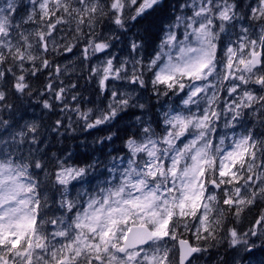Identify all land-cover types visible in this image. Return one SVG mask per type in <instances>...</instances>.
I'll use <instances>...</instances> for the list:
<instances>
[{
  "label": "snow or ice",
  "instance_id": "snow-or-ice-1",
  "mask_svg": "<svg viewBox=\"0 0 264 264\" xmlns=\"http://www.w3.org/2000/svg\"><path fill=\"white\" fill-rule=\"evenodd\" d=\"M169 7L0 0V112L49 70L42 108L75 113L66 133H106L91 155L48 158L35 122L0 135V264H199L221 245L223 264H242L241 251L264 248V0H177L170 18ZM121 37L126 55L113 51ZM82 38L80 63H96L84 85L65 84L67 66L47 57Z\"/></svg>",
  "mask_w": 264,
  "mask_h": 264
},
{
  "label": "trees",
  "instance_id": "trees-1",
  "mask_svg": "<svg viewBox=\"0 0 264 264\" xmlns=\"http://www.w3.org/2000/svg\"><path fill=\"white\" fill-rule=\"evenodd\" d=\"M25 1V0H23ZM172 0H169V3ZM169 9H172V6L169 7ZM166 20L163 19L162 21ZM135 29H133V33H135ZM69 38H71V34L69 33ZM158 42V41H157ZM75 43V41L73 42ZM79 47H82L79 42ZM67 54L65 53H54L48 55L49 60H54V62L58 65L59 60L65 59ZM88 73V69L85 68L84 70L78 71L76 74H68L66 76H60V80H66L74 82L79 77V83L81 85H84V79L83 77H86ZM39 79H33L31 81L33 85V94L31 96L24 94V95H9V103L13 105V115L10 117L9 113L7 111L0 112V116H3L4 119H10L11 123H17L20 122L21 118L26 116L27 113H31V111L36 107L35 99L37 97V90L39 92H43V84L47 83L49 80H51V75L49 70H44L43 75L37 74ZM86 97H88V94L85 93ZM52 99V98H51ZM51 102V100H49ZM59 104V102H56ZM90 106V105H89ZM62 107V105H61ZM57 108L55 110V113H50L49 111L45 112V115L41 118L40 122H42L39 125V135H41V132L44 135V127H46L48 124H50V136H47L46 138V148L44 153L47 154V157H51L53 153L62 154L64 151L70 150V152H76L77 154H83V155H91L92 150L99 149V144H93V140L97 136L105 135V132H96L95 130H89L91 132V135L87 133H81L80 131H76L75 133L72 132H65V127H67V122L69 120L68 116L71 115V120H75V113L69 111L67 113L60 112ZM132 112H135L137 115H139L138 110H132ZM132 112H129L125 117L124 120L128 121L129 118L132 116ZM152 116L155 115V110L153 109L151 111ZM61 117L65 121V126L60 127L58 130L56 129V126L54 125L55 119L58 117ZM73 127L76 128L77 125L74 123ZM121 127H123V124H121ZM117 145H120V141H116ZM105 151V149H104ZM96 155L99 156V152H96ZM51 195V193H49ZM51 203V200L49 201ZM229 252V250L227 249ZM227 251H225L224 254H227ZM219 253L218 251L215 253Z\"/></svg>",
  "mask_w": 264,
  "mask_h": 264
},
{
  "label": "rangeland",
  "instance_id": "rangeland-1",
  "mask_svg": "<svg viewBox=\"0 0 264 264\" xmlns=\"http://www.w3.org/2000/svg\"><path fill=\"white\" fill-rule=\"evenodd\" d=\"M27 2H28V0L23 1V3H25V4H27ZM176 3H177V0H172L169 3L170 6H172V9H169V11H168V17L169 18L175 14ZM166 23H168L167 18H166V20L161 21L162 25L166 24ZM65 32H67V29H65ZM64 34L65 33H61V35H64ZM133 36H134V33L132 30V32L129 33V37H133ZM232 39H236V37L233 36ZM69 40L71 42H74L71 40V38H69ZM123 41H124V37H121L119 41L115 42L116 47L113 50L115 53L121 54V55L127 54V49H126V46H125ZM61 43H63V41H61ZM80 45H82V47H79V45H78L77 48H74L72 53H66L65 52V54H67L66 58L59 60L58 65L62 68V70L65 66H67V69H68L67 72L61 76H66L69 73H74V72L77 73L78 71L84 70L85 68L89 69V67L92 64L96 63L95 60H91L90 62L85 61L83 64L80 63V51L79 50H82L85 47V39L82 38L80 40ZM51 79H52V76H51ZM63 81L65 82V84H67L66 80H63ZM74 82H76V81H74ZM43 99L51 100V96L46 95V94L45 95H37V97L35 99L36 107L31 111V113L30 114L27 113L26 116L22 117L20 122L11 123L12 127L10 129L0 130V135H2L4 139H7L9 133L18 132V131L22 130L25 122H29V123L35 122V123L40 125L42 123V122H40L41 118L45 115V112H47V110H44L42 108L41 101ZM163 99H166V98H162L161 102H159V103L155 99L151 100V104L155 105V109H154L155 113L162 111V110H165V109L161 108V104L163 103ZM141 102H144V100L142 99ZM58 110L60 111V108ZM148 115L152 116L151 111L148 112ZM58 118H61V117L59 116ZM68 118L71 119L72 116L69 115ZM251 123H254V121H250V124ZM257 130L259 131V128ZM218 131L223 133L226 130L221 127L220 129H218ZM44 135L45 136H43V133L41 132V135L38 137V141H40V142L33 146L34 148L40 149L41 152H43V153H44L45 148H46V143H47L46 138H47V136H50V124H48L46 127H44ZM28 147H29V145L27 143L25 145H23V152L25 155L27 154ZM115 147L118 149V148H120V145L115 144ZM112 149H113V145L111 143H109L108 147L105 149V152L112 151ZM67 151L70 152V150H67ZM55 154L57 156H60V154H57V153H55ZM113 155H115V152H113ZM46 158H48V157H46ZM101 159H103V157H101ZM37 171H39V170H37ZM41 179H43V173H41ZM49 204L51 206L50 202H49ZM257 243L259 244V241H257ZM228 250H229V252L223 247V245H221L218 248H210L206 254L202 255V257L199 261V264H223L224 259H231V257H230L231 250L230 249H228ZM217 251L219 253L215 254ZM225 251H227V254H224ZM254 251H255V255L251 256V257H248L247 253L241 251L240 257H246L245 259H243L242 264H262V262H264V248H258V249H255ZM237 259H239V257Z\"/></svg>",
  "mask_w": 264,
  "mask_h": 264
}]
</instances>
